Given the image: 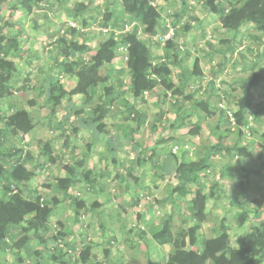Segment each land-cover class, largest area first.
Instances as JSON below:
<instances>
[{"label":"trees","instance_id":"trees-1","mask_svg":"<svg viewBox=\"0 0 264 264\" xmlns=\"http://www.w3.org/2000/svg\"><path fill=\"white\" fill-rule=\"evenodd\" d=\"M5 1L11 6L12 16L16 12L26 14L35 11L30 18L31 24L35 27L32 29L33 31H36L37 27L44 22H42L43 16L38 11L45 0ZM56 1L63 3L67 0ZM75 1V7L68 13L78 17L88 10V6L84 4L83 0ZM157 1L113 0L111 7L104 10V17L98 19L99 27L108 28L109 34L98 43L88 59L84 56L91 51L90 45L86 41L80 43L74 39L76 34L84 33L85 28L82 26H79L80 28L66 27L64 32L63 30L59 31V35L52 41L56 52L51 69L55 70L56 74L50 76L45 84L41 82L43 84L39 87L41 94L39 96H45L51 115H56L57 108L61 106L69 107L75 96H80L85 104H91L97 92L101 91L100 103L86 111L81 126L89 132L100 134L104 140L103 143L109 146L110 152L117 151L119 153L122 150L128 152L125 145L131 146L133 150L128 154L133 156L132 161L137 159L139 163H143L145 160L140 159L141 144L135 140V137L147 125L148 115L145 109L139 108L137 105L145 101L146 93L161 87L165 96L169 95L174 99L177 113L192 111L196 118L194 122L188 121L187 118L183 119L186 121L182 123L183 125L176 124L177 122L173 124V128L177 129L191 126L187 134L188 137L183 138L185 142L195 141L201 132L202 120L209 119L215 114V106L209 102L210 96L206 99L195 100L194 96L199 91V86L188 93L186 92L189 80L200 83L204 79L198 58L194 61L193 69L188 74H184L187 79L182 82L175 80L169 60H155L156 57L149 42L150 38L159 37L161 39L167 31L166 25H162V13ZM162 1L168 3L172 0ZM190 1L194 0H183V11L187 12ZM195 1L207 12L218 17L222 29L232 32L235 37L244 27L250 26L256 32L254 38H263L264 0H243L239 4H234L230 0ZM117 4L121 7L122 22H119V17H117L119 12ZM44 15L47 16V14ZM12 24L15 25V21ZM86 24L87 22H84V25ZM127 24H134L131 30L116 34L115 31L124 29ZM30 31L28 27L22 26L21 28L19 26L7 34L0 26V264H4L2 256L9 253V250H13L18 257V264H26L24 263L25 257L34 256L35 261L28 264H45L42 261L40 250L35 249L39 244L47 245L52 258L63 260L62 264H82L89 260L91 245L82 244L75 256L73 255L75 246H70L65 242V244H69L70 249L65 245L63 249L60 248L61 244L59 243L63 242L64 234L61 232L62 225L59 226V223L51 221L55 214V208L38 194H24L36 177V171L38 169L45 170L48 163L55 162L57 159V156L53 154L51 144H46L36 158L29 148L24 150L23 147L16 146L13 139L32 132L35 128V120L26 110L19 109L11 113L9 112L10 107L5 108V101L15 89L12 84L13 80L20 72L16 58L24 54V46H22L18 35L21 32L29 34ZM141 34L147 35L149 38L143 39ZM155 44H159V42H155ZM165 45L167 49L173 48L175 51H180L178 43L174 40L166 42ZM120 47L127 49V61L123 58L125 53L118 52ZM29 51H32V48H29ZM80 66L81 71L77 77L75 69ZM255 67L256 71H253L248 77L242 78L241 93L234 100L235 107L231 113L236 120V129L231 128L233 124L228 112L220 110V116L224 117L225 121L221 122L220 120V124L211 127L207 144L191 146L195 148L192 155H190L191 147H185L187 143L176 145L175 152L173 148L176 146H173L166 154L162 155L161 162H154L164 172L158 174V177L160 179L169 177L171 180H175L177 184L173 192L188 200L189 219L193 224L190 228L175 231L174 216L170 211L163 214L160 224L150 227L151 237L158 245H170L172 248L168 254V264H264V220L259 218L252 220L250 211L244 209V204L238 200L244 192L252 188L249 180L250 174L253 172L252 169H248L245 176L246 181L244 184H240L239 192L231 196V203H233L231 209H237L236 224L232 227L223 224L221 231L215 237L201 235L208 213V202L216 198L217 195L214 190L215 186L219 187L218 191L223 189L218 183H215L211 188L205 190L203 175L214 168L217 163L216 158L219 156L238 157L243 160L254 156L253 151L241 145L240 142L245 134L244 127L247 124L249 110L255 102V89L264 86V51L262 59L256 62ZM114 72L118 73L116 83L113 80L112 73ZM125 72L129 75V85L123 80L122 75ZM74 74L77 77L75 84L70 89H66L62 81L65 77H74ZM210 82L212 83L210 84ZM207 84L213 86L215 82L210 80ZM32 88L34 87L28 78L21 90L28 92ZM225 95L228 94L225 93ZM116 102L124 108V111H120L121 119L134 121V128L129 131V138H123L118 133L114 142L106 143L110 134L106 120L113 116ZM187 102L191 104L185 105ZM30 104L34 106L36 103L30 101ZM186 116L184 114L183 118ZM161 117L162 115L159 116V118ZM73 124L76 128V122ZM221 125L225 126V130L219 131ZM122 127H125L123 123L119 125V130ZM150 127L152 130L157 128L156 125ZM64 133L65 131H63V136ZM111 137L113 138V136ZM259 138L264 147V130L260 132ZM65 139L66 145L69 146L70 138L66 136ZM67 151L74 154L75 148ZM126 152L123 153L126 154ZM66 153L68 152H64V154ZM89 153L90 150L85 155ZM80 155L82 156V154ZM81 156L75 162L66 163L63 166L65 174L48 184V187L62 192L65 197L69 196L70 191L80 183V171L85 166L86 158V156L82 158ZM194 156L196 158L192 159ZM114 160L116 163V159ZM31 162L34 163L31 165ZM262 165H264V159ZM224 173L225 169L221 172L222 177ZM75 201V213L77 217H80L82 208L89 203L83 198H76ZM138 202L139 198L135 204L137 205ZM97 206L99 204L92 205L93 208H97ZM234 228L246 229V231L242 230L239 235L237 246H235L232 234ZM17 231H21L20 237L22 238L16 245L13 242V236ZM192 232L199 233L198 236L196 235L201 241L198 248L189 244ZM141 233L140 236L144 238L146 232ZM35 242L37 245L32 248L31 244H35Z\"/></svg>","mask_w":264,"mask_h":264},{"label":"rangeland","instance_id":"rangeland-1","mask_svg":"<svg viewBox=\"0 0 264 264\" xmlns=\"http://www.w3.org/2000/svg\"><path fill=\"white\" fill-rule=\"evenodd\" d=\"M83 1L88 6V10L78 17H74L68 11L75 7V0H67L63 3L56 0H45L39 8L40 11H38L43 16L41 17L42 22H44L37 27L36 32L32 30L35 27L30 21L35 11L26 14L16 12L12 16L9 3L0 0V26L5 33L10 34L19 26L21 28L25 26L31 30L29 34H22L21 32L18 35L22 46H24V54L16 58L20 72L13 80L12 84L15 89L12 90V95L5 101V108L10 107L9 112L11 113L19 109L26 110L35 120V128L32 132L13 139L16 146L23 147L24 150L29 148L36 158L46 144H51L53 154L57 156L56 161L48 163L45 170L36 169V177L24 191V194H38L55 208L53 221L59 223V226L62 224L61 232L64 234L63 242L59 243L62 246L59 247L63 249L65 245L66 248L70 249L68 246L70 238L68 236H72L74 240L80 239L81 241V244L75 246V251L71 249L74 256L80 250L82 243L91 245L93 248H99L93 246V243L95 244L101 239L103 245L106 244V246L108 242L110 245L118 247L127 245L126 252L129 253L134 252V247L127 241L132 239L137 243L141 232H146L143 231V227L147 228L146 233H148L150 227L160 224L163 214L170 211L173 212L175 231L193 226L189 219L188 200L173 192L175 180H171L169 177L164 179L158 177V174L164 172L154 162L159 163L161 156L166 154L173 146L187 143L185 147H196L199 144L201 146L207 144L211 127L220 124V120L221 122L225 121L224 117L220 116V110L231 112L234 109V100L241 93L242 78L248 77L253 71H256L255 64L263 56L264 34L261 39L254 38L256 35L255 30L250 26H246L235 37L232 32L222 29L218 17L207 12L195 0L189 2L187 12L183 11V0H172L168 3L158 0L157 5L162 13V25L165 26L167 23H171L175 25L177 30L174 41L179 45V55L182 56V61L180 66H170L174 78L180 82L186 80L184 74H188L193 69L196 58L200 59L205 77L200 83H193L192 80H189L190 83L187 82L186 92L188 93L199 86V91L194 96L195 100L210 96L209 102L215 106V114L209 119L202 120V129L195 141L185 142L183 138L188 137L187 134L191 126L177 129L173 128V124L177 122L176 124L183 125L182 123L186 122L187 118L188 121L194 122L196 120L195 115L191 110L186 111V113H177L174 99L169 95L165 96L163 89L158 87L145 96L143 103L137 105V107L145 109L148 115L147 125L135 137L136 141L141 144L140 159L145 161L143 163L137 162V159L132 161L129 154L124 156L126 154H118L117 151L114 153L109 151L108 153L106 149L103 153L101 152V155L94 156L96 160L91 162L92 165H88V154L85 155L87 153L86 141H90L92 138L87 135L85 141L81 137L80 131H77L79 127L75 128L69 119L72 116H84L83 114L88 109L99 104L101 91L97 92L91 104H85L80 96L73 97L70 104L67 102L69 107L61 106L57 108L56 115L50 114L51 110L47 105L45 96H39L41 95L39 87L43 84L41 82L45 84L50 76L56 74L55 70L51 69L54 53L56 52L52 41L59 35V31L66 30L69 20L75 21L80 27L85 28V32L79 35L76 34L74 39L80 43L86 41L90 45L91 51L84 56L86 59L90 57L98 43L105 38V35L98 31V19L104 17V10L111 7L113 0ZM230 1L239 4L243 0ZM120 9V5L117 4V10L119 11L117 17H119V22H122L123 17ZM44 14H47V16ZM12 20L15 21V25L12 24ZM84 22H87V24L84 25ZM141 37L143 39L149 38L143 34H141ZM158 38H150L149 42L153 54L164 59V53L166 54L167 51V49L165 51L166 43ZM155 42H159V44H155ZM29 48H32V51H29ZM168 49H171V55H168L166 59L175 60L172 53V50L175 49ZM118 52L122 53L120 49ZM159 57H156V60ZM212 68H216L215 70L218 71L212 73ZM75 71L76 74H79L80 67L76 68ZM112 74L114 83H116L118 73L114 72ZM215 75L218 77V80L214 81L215 85H208L209 77H216ZM122 76L124 82L129 85L127 72ZM28 78L34 88L25 92L21 88ZM63 85L66 89H70L73 86V81L70 78L64 79ZM225 93L228 95H225ZM30 101H34L36 104L32 106ZM119 104L116 102L115 111H124V108ZM187 104L191 103L187 102L185 105ZM184 114L185 116L187 114V116L183 118ZM160 115H162L161 118H159ZM118 119H111V122L118 123ZM246 122L245 134L240 143L251 149L254 156L244 160L238 157L219 156L216 158L217 163L211 169L212 171L210 170L203 175L205 190L211 188L215 183H218L223 189L218 191L219 187L215 186L214 190L217 195L216 198H213L214 200L208 202V213L201 235L210 238L215 237L221 231L223 224L229 227L236 224L237 209H231L233 207L231 196L237 194L241 187L240 184H244L246 181L245 176L249 171L248 169L253 171L249 179L252 188L244 192L238 200L244 204V209L250 211L252 220L256 218L264 220V165H262L264 147L259 138L260 132L264 130V86L255 89V102L249 110ZM121 123L125 127H122L121 130L118 129V133L123 138H129V131L134 128V121L122 120ZM151 125H156V130L150 129ZM114 127L115 125L111 126L113 129ZM163 128L165 129L163 130ZM231 128L236 129L235 125H232ZM222 130H225L224 125H221L219 131ZM63 131H65L64 136L59 137ZM66 136L77 140L76 144L78 145L74 154L69 151L64 154L66 150L64 151L62 142ZM52 140L56 141L52 143ZM69 145H74V142L71 141ZM201 146L199 147L201 148ZM80 154H82V157L86 156L85 166L83 167L85 171L83 174L81 173L80 183L70 191L69 196L65 197L62 192L48 187V184L53 183L65 174L63 166L66 163L78 160ZM59 157H63L62 160H59ZM113 157L121 163L119 164L117 161L113 163L111 160ZM195 158V156L192 157V159ZM33 163L31 162V165ZM31 165L30 168L32 169ZM224 169L225 173L222 177L221 172ZM100 172L103 173V176H100ZM89 173L91 176L95 175L97 177L90 179L94 184H87L81 180ZM87 188H91L93 191H87ZM76 198L86 199L89 203V205L87 204L82 208L80 217H77L75 213ZM138 198L139 202L136 205ZM93 204H99V206L93 208ZM63 230L69 231L70 235ZM242 230L246 231V229ZM242 230L234 228L232 232L235 246L239 244L238 237L241 235ZM20 232H15L13 236V242L16 245L20 243L22 238ZM198 234L192 232L189 238V244L195 248L201 245L200 239L196 237ZM65 242L69 244H65ZM159 254L161 258H164L163 252ZM6 255L12 258L10 252ZM141 256V252H136L135 264L142 262ZM120 259L121 257L113 258L110 261L116 264L120 262ZM132 262L134 264V260Z\"/></svg>","mask_w":264,"mask_h":264},{"label":"crops","instance_id":"crops-1","mask_svg":"<svg viewBox=\"0 0 264 264\" xmlns=\"http://www.w3.org/2000/svg\"><path fill=\"white\" fill-rule=\"evenodd\" d=\"M166 49L167 48H165V51H166ZM171 53V49H167V51H166V54L164 53V59H166V58H168V55H171L170 54ZM172 53H173V55H174V59L175 60H173V61H171L170 59H168L170 62H171V65H179L180 66V63H181V61H182V56H180L179 54V52H176L175 50H172ZM176 55H178L177 57H175ZM155 57H159V56H156V55H154ZM164 59H162L161 57H159V59L158 60H156V61H162V60H164ZM200 60V59H199ZM201 61V60H200ZM200 64H201V62H200ZM170 65V66H171ZM171 68V67H170ZM201 68H202V66H201ZM172 69V68H171ZM216 68H212V73H214V72H217L218 70H215ZM80 71H81V66H80ZM202 71H203V69H202ZM204 72V71H203ZM75 74H76V71H75ZM75 74H74V77H69L72 81H73V85L75 84V81H76V79H77V77H78V75H77V77L75 76ZM216 77H213V76H210L209 77V81L211 80V81H217L218 79V77H217V75H215ZM204 77H205V75H204ZM66 79H68L67 77H65V80ZM64 81V80H63ZM62 81V82H63ZM179 82V81H178ZM188 83H190V82H188ZM193 83H194V81H193ZM212 82H210V84H211ZM207 98V97H206ZM205 98V99H206ZM74 99H76V98H74ZM84 116L86 115V113L85 114H83ZM112 115L113 116H111L109 119H107L106 120V124L108 125V129H110V134H109V137H108V141H106V143H109L110 141H111V143H112V141L114 142V138H116L115 136L118 134V129H119V125L120 124H122L121 122H122V120H121V112L120 111H114L113 113H112ZM84 116H72L69 120L72 122V123H74V122H76V125L77 124H79L76 128H78L77 129V131L79 130L80 131V134L82 135L81 137L85 140V137L87 136V135H90L91 136V140L90 141H86L87 143H86V146H87V151H89L90 150V153L87 155V159H88V162H87V164L89 165H92L91 164V162H94V160H96L95 159V157L94 156H99V155H101L106 149H107V151H108V153H109V146L108 145H106V144H104L103 142H104V140H102V138H101V136H100V134H96V133H93V132H89V131H87L85 128H83L81 125H82V119H83V117ZM116 118H119L118 119V123L116 122L115 124L113 123V122H111L112 120L111 119H116ZM73 120H74V122H73ZM108 121H110V122H108ZM118 124V125H117ZM115 125V127H114V129L113 128H111V126H114ZM113 130H114V133H113ZM162 131V130H161ZM139 134V133H138ZM138 134H136V136L138 135ZM63 136V133L59 136V137H62ZM111 136H113V138L111 137ZM66 137H64V140H63V142H62V146H63V149H64V151L66 150V152H67V150H70V149H77L76 147H77V145L78 144H76V139H70V141H69V143L71 142V141H73L74 142V145H69V146H67L66 145V142H65V139ZM112 138V139H111ZM135 140H137V139H135ZM56 140H52V143H54ZM116 141V140H115ZM134 143V142H133ZM106 146V148H104ZM68 147V148H67ZM125 147H126V149H128L127 151L128 152H126V151H124V150H122V151H120L119 153H123V152H126V154L127 155H124L125 153H123V155L124 156H128V153H131V152H129V151H132L133 150V148L131 147V146H129V145H125ZM86 151V152H87ZM102 152V153H101ZM116 152V151H115ZM118 153V154H119ZM129 156H130V160H133L134 158H133V156L131 155V154H129ZM116 157V156H115ZM115 157H113L111 160H112V162L113 163H115L114 161V159H116ZM63 158V157H62ZM62 158L61 157H59V160L61 159L62 160ZM81 158H82V156H81ZM86 159V160H87ZM119 164H120V162H119V160H116ZM162 161V156H161V159H160V162ZM151 162V161H150ZM87 171H88V169H86ZM84 171H85V169L83 168L81 171H80V177H81V173L83 174L84 173ZM93 173V172H92ZM100 174V176H103V173H99ZM90 176V177H89ZM94 179V178H97L95 175H93V176H91L90 175V173L88 174V175H86L85 177H83V178H81V180H83L84 182H86L87 184L88 183H90L91 181H89L90 179ZM91 187V186H90ZM87 191H93V189H91V188H87ZM55 216V215H54ZM54 216L52 217V219H51V221L54 223V221H53V218H54ZM62 225V224H61ZM144 228V230L143 231H146L147 232V228H145V227H143ZM62 230V229H61ZM64 231V230H63ZM64 232H66L68 235H70L69 233V231H64ZM150 232V231H149ZM145 233V236H144V238H142L141 236H140V238H139V240H138V242L136 243V242H134L132 239L131 240H128L127 242H129L130 244H131V246L132 247H134V252L133 251H131V252H129V253H127L126 251H127V245L126 246H123V245H120L119 247L118 246H113V245H110V243L108 244L107 243V246H106V244L105 245H103V240L101 239V241H97V242H95V244L93 243V246H97V247H99V248H93L92 246V249H90L91 250V255H90V257H89V260L88 261H86L85 263H82V264H114L112 261H110V259H113V258H120L121 257V259H120V262H117V263H119V264H133V260H134V264H135V255H136V252H141L142 253V256H141V258H142V262L140 263L139 262V264H168V262H167V258H168V254L171 252V246L170 245H166V246H160V245H158L154 240H153V238L151 237V233ZM63 234V233H62ZM142 234V233H141ZM69 238H70V244L71 245H73V246H77V245H79V244H81V241H80V239H78V240H74L73 238H72V236H68ZM76 241V242H75ZM83 244V243H82ZM35 245H37V242H35V244H31V247L32 248H34L35 247ZM70 245V246H71ZM101 246V247H100ZM128 247H130V246H128ZM166 247V248H165ZM131 248V247H130ZM35 249H38V250H40V254H41V258H42V261H44V263L45 264H62L63 263V260H54L53 258H52V256H51V253L48 251V248H47V245H45V246H41L40 244H39V246L37 247L36 246V248ZM103 251V253H101ZM9 252H10V256L12 257V258H10L9 256H7V255H4V256H2V260H3V262H4V264H18L17 263V260H18V257L14 254V251L13 250H9ZM160 252H163L164 253V258H161V256H160ZM13 255V256H12ZM118 255H123V256H118ZM118 256V257H117ZM35 261V256L34 257H25V262L24 263H26V264H28V263H31V262H34ZM116 263V264H117ZM71 264V263H70Z\"/></svg>","mask_w":264,"mask_h":264},{"label":"built area","instance_id":"built-area-1","mask_svg":"<svg viewBox=\"0 0 264 264\" xmlns=\"http://www.w3.org/2000/svg\"><path fill=\"white\" fill-rule=\"evenodd\" d=\"M133 25H134V24H127V25L125 26L124 29H122V30H118V31H115V32H116V34H119V33H122V32L128 31V30H131L132 27H133ZM166 27H167V31H166V33H164V35H163L162 38H161V40H163L164 43H166V42H168V41H170V40H174L175 33H176V27H175L173 24H171V23H167V24H166ZM67 28H80V27H79V25L77 24V22L72 21V20H69V21L67 22ZM98 31H99L101 34L105 35V36L109 34V29H108V28L99 27V28H98ZM63 32H64V30H63ZM116 39H117V38H116ZM119 49H120L122 52L125 53V55L123 56V58H124V60L127 61V59H128L127 54H126L127 49H126L125 47H120ZM147 94H148V93H146V95H147ZM228 116H229V118H230L232 124L235 125V124H236V120H235V118H234V116L232 115L231 112H228ZM187 148H188V147H187ZM176 150H177V146L173 148V151H174V152H175ZM194 150H195L194 147H191V148H190V155H192V153H193ZM176 184H177V183L175 182V185H176ZM61 246H62V245H61Z\"/></svg>","mask_w":264,"mask_h":264}]
</instances>
